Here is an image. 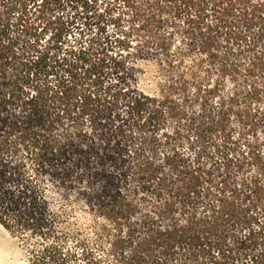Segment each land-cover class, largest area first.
Returning <instances> with one entry per match:
<instances>
[{
	"label": "trees",
	"instance_id": "trees-1",
	"mask_svg": "<svg viewBox=\"0 0 264 264\" xmlns=\"http://www.w3.org/2000/svg\"><path fill=\"white\" fill-rule=\"evenodd\" d=\"M97 2L41 0L33 20L18 16L16 31L0 23V223L36 231L45 202L36 200L32 180L52 172L75 190L88 168L102 182L85 197L84 212L95 217L90 233L64 252L57 244L42 246L37 264H264V207L256 204L264 203L263 182H249L251 202L236 196L197 216L201 175L176 150L186 140L199 156L209 148L239 169L245 147L251 154L245 163L253 156L263 164L257 141L247 136L258 127L264 132V87L256 84L264 83V0H108L103 12ZM117 7V17H107ZM148 13L155 49L169 52L170 34L160 32L169 27L236 91L246 87L257 95L261 106L242 116L236 138L220 115L181 137L164 134L163 102L131 99L124 88L126 35L118 23L126 14L136 22ZM202 111V117L210 112ZM160 149L170 154L157 162ZM162 163L170 176L162 174ZM160 184L169 189L166 197ZM148 195L163 197V207L148 208Z\"/></svg>",
	"mask_w": 264,
	"mask_h": 264
},
{
	"label": "rangeland",
	"instance_id": "rangeland-1",
	"mask_svg": "<svg viewBox=\"0 0 264 264\" xmlns=\"http://www.w3.org/2000/svg\"><path fill=\"white\" fill-rule=\"evenodd\" d=\"M107 1L98 0L99 12L104 11ZM40 3L41 0H0V23L9 22L15 25L19 15L31 21L38 15ZM118 12L120 10L117 7L107 17L115 19ZM153 19L154 16L148 13L143 14L140 21L133 22L126 14L118 23L126 35L125 48L122 51L130 76L125 81L124 88L131 99L136 101L150 97L163 102L165 118L161 132L164 134L173 136L178 133L181 137L180 134H186L189 127L196 123L201 124L204 118L215 119L220 115L229 120L233 137L236 138L239 131L241 132L242 116L247 112L254 114L255 109L261 106L260 101H257V95L248 94L246 87L236 91L234 83L228 81L206 58L186 49L178 37L171 34L169 27L160 28V32L165 33L166 37L168 34L171 35L168 36L171 45L169 52L155 49L153 43L156 41L157 30L154 29ZM17 27L13 26L12 30L16 31ZM108 27L111 29L113 25L109 24ZM146 46L152 49L146 51ZM256 84L259 89L264 87L262 80H257ZM205 107L210 112L202 117V109ZM247 137L249 141H257L259 155L263 159L262 129L258 127ZM221 138V134H217L216 142ZM76 145L81 147V141H77ZM176 150L188 169L195 168L201 175L199 197L193 206L197 216L208 214L212 205L217 207L222 203L221 200L229 201L236 196L244 203L251 202L253 197L248 189H253V186L249 182L259 179L264 184V162L257 165V160L252 156V159L249 158L248 163H245L251 156L250 153L247 154L245 147L241 149L245 159L243 158L244 163L239 169L229 166L225 158L212 153V149L209 148L207 149L211 152L209 155L199 156L197 147L189 148L186 140L182 141ZM169 154L168 149H160L157 162H161L162 157ZM231 155L233 161L238 157L235 153ZM91 161L93 167L97 168L98 155H92ZM162 164V174L170 176L168 166ZM88 170V168L82 170L83 183L75 190L63 187L52 172L43 173L32 180L36 200L39 203L45 202L42 209L43 222L36 231L28 230L23 233L15 229L9 230L0 223V241L7 247V257L4 260L3 249H0V264H37L36 257L41 255L42 246L49 243L57 244L64 252L66 247H73L90 233V226L94 224L95 217L84 212L85 197L92 190H97L102 182L100 177L94 178L88 174ZM158 189L163 193V197H166L169 189L162 184ZM163 197L159 201L148 195L146 206L152 209L157 206L163 207L162 202L165 201ZM256 204L264 207L261 200ZM175 208L182 209V205L176 204ZM263 217L260 216L259 224Z\"/></svg>",
	"mask_w": 264,
	"mask_h": 264
},
{
	"label": "bare ground",
	"instance_id": "bare-ground-1",
	"mask_svg": "<svg viewBox=\"0 0 264 264\" xmlns=\"http://www.w3.org/2000/svg\"><path fill=\"white\" fill-rule=\"evenodd\" d=\"M0 249H3V260L7 257V247L3 242L0 241Z\"/></svg>",
	"mask_w": 264,
	"mask_h": 264
}]
</instances>
